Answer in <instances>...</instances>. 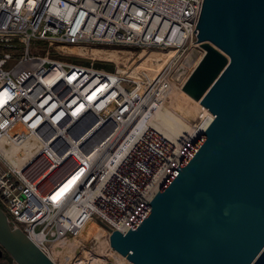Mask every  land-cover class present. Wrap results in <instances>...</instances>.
<instances>
[{"label":"built area","instance_id":"2783aa9c","mask_svg":"<svg viewBox=\"0 0 264 264\" xmlns=\"http://www.w3.org/2000/svg\"><path fill=\"white\" fill-rule=\"evenodd\" d=\"M202 2L0 0V42L23 44L21 52L0 51V97L5 98L0 99V140L21 143L34 134L43 145L22 170L0 149V208L10 226L25 232L56 264L75 263L79 248L67 250L65 242L54 255L52 247L73 238L88 216L106 225L108 234L126 232L202 134L163 168L165 155L155 149L163 147L162 138L137 130L152 110L146 105L155 107L151 103L159 95H168L189 48L203 50L195 28ZM87 46L171 49L172 54L157 73H138L135 79L117 67L94 66L102 58L74 50ZM65 57H85L89 63ZM55 68L61 72L48 79ZM102 83L105 88L86 102ZM82 100L85 110L77 112ZM213 117L206 118L203 130ZM126 138L133 143L126 146ZM37 158L46 163L32 167ZM83 164L67 194L52 201L61 171Z\"/></svg>","mask_w":264,"mask_h":264},{"label":"water","instance_id":"95a60500","mask_svg":"<svg viewBox=\"0 0 264 264\" xmlns=\"http://www.w3.org/2000/svg\"><path fill=\"white\" fill-rule=\"evenodd\" d=\"M195 28L204 53L181 89L214 117L109 244L131 264H264V0H203ZM4 251L56 264L0 208Z\"/></svg>","mask_w":264,"mask_h":264},{"label":"bare ground","instance_id":"6f19581e","mask_svg":"<svg viewBox=\"0 0 264 264\" xmlns=\"http://www.w3.org/2000/svg\"><path fill=\"white\" fill-rule=\"evenodd\" d=\"M192 47H191V49L189 48V51H187V53L185 55L184 63H182V65L179 66L178 68H176V70L174 72L175 81L171 84V87L168 91V95L171 94L172 92H175L176 89H181V85L183 84L184 80L187 78V76L185 75V67L190 62L195 60V53H194L195 51H194V48H192ZM74 50L76 52L84 54V55H94V56L96 55V56H98V58H102V59H106V60L111 59V58H116L119 56V54H118L119 52L117 53L115 50L110 49V48L91 47V46L88 47L87 46L85 48L75 47ZM0 51L21 52V51H23V44L19 41L18 42H0ZM130 51L125 52L124 59H128L131 57ZM171 54H172L171 49H167V50H163V49L162 50L161 49H149L148 50L146 48L139 49L137 51V54L135 55V56L140 57L138 62L136 64H130L127 67H124V66L122 67L120 65H117L118 72L128 73L129 75L133 76L135 79H138V73H140V74L144 73L148 76H151V75L157 73V71L160 69V66L162 65V63ZM122 58H123V56H122ZM196 62H197V60L195 61V63ZM60 72H61V70H59L57 68L51 70V72L48 75V79L59 75ZM104 88H105V83L99 84L96 87V89L93 90L89 94L88 98L85 101L86 102H87V100L90 101L93 97H95V95H99L98 94L99 91L104 89ZM182 91L185 94H187L190 98H192L194 101H196L201 106H203L200 103L201 95L196 94L191 89L182 90ZM166 98H167V96H165V95H163V96L159 95L158 98L156 100H154V102L151 103V105H153V103L156 104L155 107L149 106L147 104L146 107L152 108V110L150 112H146L145 117H143L141 122H139V124H138L140 127H137L138 131H140L139 128H141L143 130L147 129L148 131L152 130L153 132L158 134L162 138V140L164 141V143H163L164 148L161 146H159L161 149H158L157 146L155 148L156 151H161L165 155L166 161H164L162 163L163 168L166 166V164L168 162H172L175 159L177 160L178 156L179 155L181 156L187 150V148L190 146V144L196 139V135H198L200 132L203 131L204 126L208 123V121L212 115L210 113V111L205 106H203L202 107V114L200 115L203 118V120L200 123H196V124L194 122H192L191 128H190L188 134L180 142L175 143V142L169 140L166 136H164L161 133V131H159V129L153 125V118L155 117L156 113L161 109L163 102L165 101ZM0 99L5 100L4 97H0ZM84 107H85L84 100H82L79 103L78 107L76 108V111L80 112L82 110H85ZM207 117H209L208 120H206ZM139 121H140V119H139ZM38 139L39 138L37 135L31 134L28 136L27 139H25L21 143L9 144L7 142V140L5 138H3L0 140V149L3 153V155L5 156V158L17 170H22L24 168V166L26 165V163L30 162L33 155H35L37 152H39L40 148H42L43 145L40 143V141ZM126 139H127L126 140V143H127L126 146L131 145L133 143V141L129 140L128 138H126ZM165 148H167V149H165ZM38 163H40L39 167H41L46 162L43 158H42V160L37 158V160L34 161V163H32L31 165H32V167L33 166L36 167L38 165ZM84 169H85V164L77 165L76 167H69L67 170L61 171V176H62L61 180L58 183V185L55 188H53V190L51 192L52 201L56 202V201L60 200L63 196H65L67 194L68 190H70L71 186L74 184V182L79 177V175L83 172ZM157 176L158 175H154L153 177L157 178ZM154 188H155V186L150 187L149 190L147 189V198L149 197V192L152 193L154 191L153 190ZM91 220L94 223H96L94 221V219H92V217L88 216V217H86V219L82 223L78 233L73 238H69V239L61 241V243L57 242L56 244H54L52 247L53 254L55 255L57 252L60 253V251L63 250L62 244H64L65 242H67V246H66L67 250H71L73 248H77V249L79 248V250H80V248H82V246L79 245V243L75 240V238L80 234L83 227ZM38 234L41 235L39 232L35 233V235H38ZM110 251L112 253L117 252L116 250H114L112 248ZM118 254H119L118 258L120 260L124 261L125 264H131L130 261L125 256L121 255L120 253H118ZM100 257L90 253V251H88V250L82 251L80 254H78L77 259L75 260V264H108L104 259H102ZM82 258H83V260H85V262L81 261ZM81 262H83V263H81Z\"/></svg>","mask_w":264,"mask_h":264},{"label":"rangeland","instance_id":"374dc122","mask_svg":"<svg viewBox=\"0 0 264 264\" xmlns=\"http://www.w3.org/2000/svg\"><path fill=\"white\" fill-rule=\"evenodd\" d=\"M116 47V48H115ZM111 48L115 50L119 56L111 59H96L100 62H110L113 64H104L105 69L113 70L117 67V65L127 67L130 64H136L140 57L135 56L137 54L138 49L123 47V46H115ZM119 48V49H118ZM122 48V49H121ZM194 48L195 60L190 62L185 67V75L188 76L192 69L198 62V59L204 53V50H200L198 47ZM191 49V48H190ZM131 50V51H130ZM130 51L131 57L128 59H124L125 52ZM189 51V50H188ZM123 56V58H122ZM68 60L88 64V59L85 57L81 59L73 58V57H65ZM197 62L195 63V61ZM117 61V62H116ZM116 62V63H115ZM123 63V64H122ZM126 64V65H125ZM97 64L94 63V66ZM131 78L133 76L129 75ZM202 107L199 103L190 98L187 94H185L182 89H176L175 92L167 95V98L163 102L161 109L156 113L153 118V125L161 131V133L166 136L169 140L178 143L180 142L189 132L191 128L192 122L195 124L199 122L200 115L202 114ZM1 207V206H0ZM2 208V207H1ZM94 223L92 220L89 221L81 230L80 234L75 238V240L79 243L82 248H80L78 254L82 251H90V253L104 259L108 264H125L124 261L118 258V253H112L110 244H109V234L106 225L100 223L97 218L94 217ZM94 252V253H93ZM110 253V254H109ZM98 254V255H97ZM114 256V257H113ZM7 258V260H6ZM119 261H118V260ZM81 261H84L83 258ZM83 263V262H81ZM0 264H17L10 255H3L0 259ZM75 264V263H74Z\"/></svg>","mask_w":264,"mask_h":264},{"label":"trees","instance_id":"16d2710c","mask_svg":"<svg viewBox=\"0 0 264 264\" xmlns=\"http://www.w3.org/2000/svg\"><path fill=\"white\" fill-rule=\"evenodd\" d=\"M79 54H81V53H79ZM82 55H84V54H82ZM97 65V67H104L105 65L104 64H110V65H112L113 66V64L112 63H110V62H100L99 60L98 61H96L95 62ZM104 65V66H103Z\"/></svg>","mask_w":264,"mask_h":264},{"label":"flooded vegetation","instance_id":"af4514ba","mask_svg":"<svg viewBox=\"0 0 264 264\" xmlns=\"http://www.w3.org/2000/svg\"><path fill=\"white\" fill-rule=\"evenodd\" d=\"M5 254L8 256V254L4 251V252H3V255H5ZM6 260H7V258H6Z\"/></svg>","mask_w":264,"mask_h":264}]
</instances>
